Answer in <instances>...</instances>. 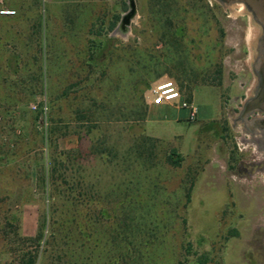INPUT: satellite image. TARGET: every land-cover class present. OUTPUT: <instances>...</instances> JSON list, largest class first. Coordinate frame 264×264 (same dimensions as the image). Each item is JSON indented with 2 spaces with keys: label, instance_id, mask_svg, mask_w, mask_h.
<instances>
[{
  "label": "rangeland",
  "instance_id": "1",
  "mask_svg": "<svg viewBox=\"0 0 264 264\" xmlns=\"http://www.w3.org/2000/svg\"><path fill=\"white\" fill-rule=\"evenodd\" d=\"M134 1L135 14L121 24L129 0H0V264H17L3 232L9 217L17 214L22 234L34 236L52 205L60 223L72 220L69 205L79 192L90 196L88 186L102 194L107 221L94 232L91 213L78 214L91 234L72 264H133L122 254L140 247L147 264H179L188 242L209 252L211 264H264V22L248 0ZM101 21L104 51L89 68ZM219 69V85L206 80ZM178 77L192 88L195 121L151 104L152 89L166 81L189 98ZM146 106V119L135 120L132 110ZM88 108L98 114L80 121L78 110ZM143 138L154 146L146 163L135 155ZM173 150L179 166L166 162ZM54 151L71 153L70 185L85 190L69 194L61 183L43 193L37 164ZM126 209L138 234L115 241ZM68 224L54 247H66ZM232 229L239 236L227 239Z\"/></svg>",
  "mask_w": 264,
  "mask_h": 264
},
{
  "label": "trees",
  "instance_id": "2",
  "mask_svg": "<svg viewBox=\"0 0 264 264\" xmlns=\"http://www.w3.org/2000/svg\"><path fill=\"white\" fill-rule=\"evenodd\" d=\"M202 0H191V3L196 2L198 3ZM195 4V3H194ZM164 6H168V3H164ZM209 7V5H207ZM128 9V4L126 1L122 3V12H126ZM120 16L116 15L114 17V20L110 23V26L106 30V34L111 33L118 25L120 21ZM104 21L100 22L99 28L94 32L92 31L96 39L92 40L89 45V60L86 62L87 67H91L90 61L94 62L99 57V53L104 51L103 42L100 41V37H102L104 34ZM177 33V32H176ZM175 32H169V34L172 35L170 37V43L175 47H180L181 42L179 41L180 37L178 38ZM167 36V34H165ZM170 36V35H169ZM93 68V67H92ZM91 68V70H92ZM219 77H216V74L213 76H206V80L210 81V83L214 85H219L221 83V69L218 70ZM205 79V78H204ZM86 80H88V77L85 78V80H81L78 82H75L67 87V89L62 93V97H68L71 90H73L76 87H79L81 84H83ZM177 80L179 81L182 90L186 89L185 85V78L178 77ZM149 86V85H148ZM191 88V87H190ZM192 89V88H191ZM191 89L188 88L189 98H184L188 101H191L190 95H191ZM135 120H145L146 115L148 114V106H146L143 110L141 109H134L132 110ZM78 118L80 121H90L92 122L93 116L97 115L96 109H80L77 112ZM94 126L92 124L88 125V132H90ZM52 138L53 135L56 134L55 130L51 131ZM56 141V140H55ZM147 141L145 138L141 141V143L136 147L135 155H137V159H144L143 163H146V160L151 159L154 157V146L149 145L147 146ZM56 151H54L51 159L49 158L47 161L43 160L41 163L37 164L36 169V180L43 190V193H48V190H50L51 186L58 187L61 183L64 185L69 186L68 190L70 191L69 194H71L75 189L82 188L85 190L86 185L83 186V184L78 181L76 188L75 185H70L69 181V175H68V161L71 158V153L63 152L57 155ZM60 155H66L65 160H62L60 158ZM177 158H180L177 151L173 150L170 155L167 156L166 162L168 164L180 165V160H176ZM55 190V188H53ZM88 191L90 192V196H86L87 194L85 192H79V196L77 198L74 197L75 201H71L70 205L72 207V214L73 218L72 220L69 219L68 221L65 220L64 222L60 223L58 220V214L59 210L56 206L52 205V209L49 207L47 210L43 211L40 221H39V227L37 230V233L34 236H25L21 232V224H20V218L17 214H13L11 217L8 218V221L6 223V227H4V237L7 241V244L10 246L11 251L15 255V260L17 264H39V259L42 256H46V258H52V260L58 261L55 263L53 261V264H72L73 258L76 257L75 253L77 249H80V251L87 252L88 247V241H89V235L91 232H89L90 227L87 225L86 221H79L78 214L84 210L91 213V217L93 216L94 224H93V230L94 232L103 226L105 222L107 221V207H105V202L103 201V196L99 191L93 192L91 191V187L88 186ZM67 192V191H66ZM64 194V191H62ZM49 196V194H48ZM68 196V195H67ZM85 196V197H84ZM103 203H99L100 200ZM66 200H68L66 198ZM98 203H97V202ZM96 204H95V203ZM94 203V204H93ZM98 204V205H97ZM102 205V206H101ZM96 206V207H95ZM74 209V211H73ZM127 210V209H126ZM94 213V215H92ZM81 214V213H80ZM79 214V215H80ZM90 217V218H91ZM135 219L130 215L129 211H124L123 216L120 217L118 220V232L116 235H113V240L117 241L118 238L120 240L126 241L127 237H130L129 234L132 235V237H135L137 234H133V229L135 228L134 225ZM69 223L68 228L69 234L65 233V239H69L72 235L73 239L65 240L64 237L62 240L63 244L66 247L58 245V247H54L56 242H59V236L61 235L62 227H65V225ZM137 226V225H136ZM67 227V226H66ZM139 228V226H137ZM61 228V230H60ZM50 231V235L48 238H46L45 231ZM136 233V232H135ZM69 234V235H68ZM239 236V233L236 229H232L229 231V236L227 237H236ZM62 240H60L62 242ZM131 243V242H129ZM72 245L75 249H72ZM43 247V248H42ZM52 248H56V251H52ZM52 249V250H51ZM133 252L128 253L125 252L122 255L126 256L125 261L129 258L133 264H147V255L145 254L144 250L140 248H133ZM121 254V253H120ZM182 260L179 262V264H211L212 258L207 251H201L199 249H196L192 242H188L183 245V254H182ZM83 255L79 256V259H83ZM76 259V258H75ZM68 260V261H67ZM84 260V259H83ZM77 262V260H76ZM146 262V263H145ZM76 264V263H75Z\"/></svg>",
  "mask_w": 264,
  "mask_h": 264
},
{
  "label": "built area",
  "instance_id": "3",
  "mask_svg": "<svg viewBox=\"0 0 264 264\" xmlns=\"http://www.w3.org/2000/svg\"><path fill=\"white\" fill-rule=\"evenodd\" d=\"M10 12H7L9 14ZM151 104L155 106L172 105L187 112V118L195 121L198 107L193 101L186 100L173 81L161 82L152 89Z\"/></svg>",
  "mask_w": 264,
  "mask_h": 264
},
{
  "label": "water",
  "instance_id": "4",
  "mask_svg": "<svg viewBox=\"0 0 264 264\" xmlns=\"http://www.w3.org/2000/svg\"><path fill=\"white\" fill-rule=\"evenodd\" d=\"M250 1L253 0H248L249 4H252L254 12L258 15V17L264 22V0H256V3H252ZM129 7L130 10L126 16H123L122 18V23H127L129 22V18L135 14L136 12V5L134 0H129ZM121 24L119 26H121ZM260 102H264V92L261 93L260 95Z\"/></svg>",
  "mask_w": 264,
  "mask_h": 264
},
{
  "label": "crops",
  "instance_id": "5",
  "mask_svg": "<svg viewBox=\"0 0 264 264\" xmlns=\"http://www.w3.org/2000/svg\"><path fill=\"white\" fill-rule=\"evenodd\" d=\"M165 106H170V105H162V106L155 107V108H154V111H156V112H163V111L166 109ZM151 108H152V107H151ZM152 110H153V109H152ZM182 111H183V110L178 111V112H180V113L178 114V118H182ZM156 112H154V114H155Z\"/></svg>",
  "mask_w": 264,
  "mask_h": 264
}]
</instances>
